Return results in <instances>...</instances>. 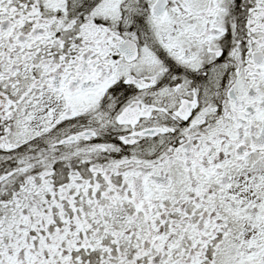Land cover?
Instances as JSON below:
<instances>
[{"label": "snow or ice", "instance_id": "snow-or-ice-1", "mask_svg": "<svg viewBox=\"0 0 264 264\" xmlns=\"http://www.w3.org/2000/svg\"><path fill=\"white\" fill-rule=\"evenodd\" d=\"M0 264H264V0H0Z\"/></svg>", "mask_w": 264, "mask_h": 264}]
</instances>
